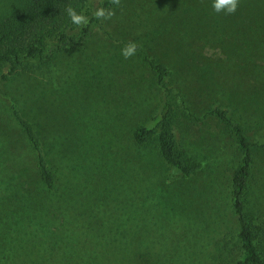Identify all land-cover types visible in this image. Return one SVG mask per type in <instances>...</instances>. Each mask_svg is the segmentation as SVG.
Segmentation results:
<instances>
[{"label":"rangeland","instance_id":"rangeland-1","mask_svg":"<svg viewBox=\"0 0 264 264\" xmlns=\"http://www.w3.org/2000/svg\"><path fill=\"white\" fill-rule=\"evenodd\" d=\"M25 1L0 0V22ZM249 1L264 13V3ZM212 3L121 0L116 15L99 20L82 46H67L47 64L24 60L0 82V162L14 157L26 179L35 176L14 104L43 139L56 181L53 198L83 231L93 223L106 264H237L241 258L230 208L241 155L227 129L206 116L214 101L209 92L193 90L194 69L181 70L180 63L185 49L196 55L195 44L213 40L215 31L241 29L250 38L260 27L247 23L245 0L231 15L216 13ZM94 10L83 12L90 19ZM129 42L139 47L125 59L121 49ZM145 56L172 68L167 85L175 90L178 138L200 165L190 178L170 177L156 140L132 142L134 130L150 123L165 98ZM8 70L0 64V77ZM238 105L234 117L243 116ZM252 115L261 117V110ZM249 186L246 213L264 232L263 151H256Z\"/></svg>","mask_w":264,"mask_h":264},{"label":"trees","instance_id":"trees-1","mask_svg":"<svg viewBox=\"0 0 264 264\" xmlns=\"http://www.w3.org/2000/svg\"><path fill=\"white\" fill-rule=\"evenodd\" d=\"M245 1L247 23L250 28L260 27L259 34L249 38L241 29L233 33L215 31L213 40L195 44L196 55L185 49L180 67L184 71L194 69L190 82L193 90L209 92L214 101L206 116L227 129L241 155L230 181L232 228H236L234 237L241 251L237 264H264V232L253 226L246 213L254 156L258 150L264 152V106L260 107L264 102V13L252 1ZM69 5L77 12L113 7L111 0H26L25 6L0 22V64L9 67L0 82L7 81L13 67L24 60L39 59L47 64L67 46L80 47L86 42L99 20L92 17L87 26L78 28L67 15ZM143 58L156 74L165 98L150 123L134 130L132 142L143 146L156 140L170 177L190 178L200 165L189 159L178 138L172 99L175 90L167 85L172 68ZM237 101L244 105L231 104ZM237 105L243 111L242 117H234ZM258 108L261 117L252 115ZM11 110L30 148L35 176L26 179L21 160L14 157L0 162V264H106L97 251L93 223L89 222L83 231L73 223L64 205L53 198L56 181L35 125L14 104ZM252 122L255 125L251 126ZM250 127L254 128L251 135ZM86 242L88 249L82 252Z\"/></svg>","mask_w":264,"mask_h":264},{"label":"clouds","instance_id":"clouds-1","mask_svg":"<svg viewBox=\"0 0 264 264\" xmlns=\"http://www.w3.org/2000/svg\"><path fill=\"white\" fill-rule=\"evenodd\" d=\"M113 7H98L93 11V18L96 20H111L116 15V8L121 7V0H111ZM239 7V0H213L212 8L216 13L224 12L225 15L235 14ZM67 15L71 22L78 28L87 26L89 17L84 12H77L72 6H68ZM139 45L135 42H129L121 49V54L125 59H129L137 52Z\"/></svg>","mask_w":264,"mask_h":264}]
</instances>
